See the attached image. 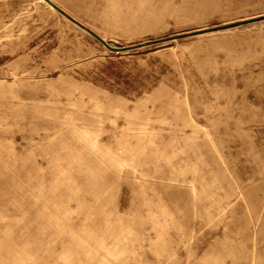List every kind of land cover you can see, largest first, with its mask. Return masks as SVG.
Wrapping results in <instances>:
<instances>
[{"label": "rangeland", "instance_id": "rangeland-1", "mask_svg": "<svg viewBox=\"0 0 264 264\" xmlns=\"http://www.w3.org/2000/svg\"><path fill=\"white\" fill-rule=\"evenodd\" d=\"M52 1L0 0V264H264V0Z\"/></svg>", "mask_w": 264, "mask_h": 264}, {"label": "water", "instance_id": "water-1", "mask_svg": "<svg viewBox=\"0 0 264 264\" xmlns=\"http://www.w3.org/2000/svg\"><path fill=\"white\" fill-rule=\"evenodd\" d=\"M50 4H52L53 6L61 9L58 5H56L52 0H47ZM68 17H70L71 19H73L74 21H76L77 23L83 25L81 22H79L78 20H76L74 17H72L70 14L66 13ZM88 30H90L91 32H93L90 28L86 27ZM97 37L100 38L101 41H103L108 47H110L111 49L113 50H116V49H121V48H116V47H113L111 46L105 39H103L102 37H100L97 33L93 32Z\"/></svg>", "mask_w": 264, "mask_h": 264}]
</instances>
